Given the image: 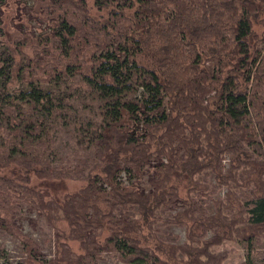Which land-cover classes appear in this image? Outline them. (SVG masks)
I'll use <instances>...</instances> for the list:
<instances>
[{
    "label": "trees",
    "instance_id": "1",
    "mask_svg": "<svg viewBox=\"0 0 264 264\" xmlns=\"http://www.w3.org/2000/svg\"><path fill=\"white\" fill-rule=\"evenodd\" d=\"M90 2L33 0L28 13L47 30L30 38L26 62L20 45L0 56L3 75L18 57L14 77L31 67L51 82L87 67L89 90L105 99L99 122L83 135L81 122L66 118L73 93L30 78L18 96L0 94V226L9 228L26 204L55 230L54 257L22 234L25 257L16 264H99L113 251L136 264H223L226 253L216 246L264 238V0ZM1 4L2 15L24 12L23 0ZM129 82L143 96H123ZM57 120L88 137L90 159L74 168L54 164L58 152L47 135ZM146 172L149 190L139 183ZM207 172L216 185L198 178ZM66 181L79 185L69 189ZM223 187L211 214L192 194ZM179 202L173 217L163 216ZM160 222L185 226L186 241L158 236ZM6 256L0 247V264Z\"/></svg>",
    "mask_w": 264,
    "mask_h": 264
},
{
    "label": "rangeland",
    "instance_id": "2",
    "mask_svg": "<svg viewBox=\"0 0 264 264\" xmlns=\"http://www.w3.org/2000/svg\"><path fill=\"white\" fill-rule=\"evenodd\" d=\"M25 6L23 7L24 12H8L4 10L0 0V26H4L6 33L5 37L0 35V56L2 52H10L7 46L15 49V52H19L17 45H20L22 51H20V60L28 59L33 53V47L28 43L32 36H39L42 32L46 31L48 26L46 21L41 17H35L28 13L29 8L33 4V0H23ZM92 0H89L91 5ZM41 18V19H40ZM1 28V27H0ZM255 29L258 33L262 32L263 27L257 23ZM1 33V30H0ZM20 39V40H19ZM19 43V44H18ZM55 46L57 43L55 42ZM53 54L57 55V50L52 49ZM264 53V50H263ZM18 61V57L16 59ZM16 61V66L9 68L6 74L0 73V94L8 96V92L13 97L19 95L22 86L27 85V81L30 78L39 80L42 83V87H50L56 93L70 94L73 93V101H71V107L68 109L66 118L73 122H81V132L83 135H89L85 127L90 122L98 123L100 120V110L105 104V99L102 98L99 93L95 90H89L86 84L85 74L88 70L87 67H83V75H74L72 77H64L59 80L51 82V75L41 70L36 71L31 67L25 68L24 72L19 76L14 77L17 72L21 71L20 65ZM26 64V63H25ZM1 67V66H0ZM23 71V70H22ZM6 75H10V81L8 85L5 83L7 80ZM83 78V79H82ZM55 82V83H54ZM11 83V84H10ZM130 83V82H129ZM122 90L123 96H127L131 99L138 95L143 96V89L138 87L137 84L130 83ZM25 88V87H23ZM47 139L53 142L56 152L58 155H52L51 158L54 160L56 166L63 168H74L80 164V159L91 158L92 148L90 147L91 141L78 136L75 131L63 125H60L59 120L51 124V129L47 135ZM1 141V140H0ZM50 158V159H51ZM150 172H146L139 180L142 189L149 190L150 184ZM206 185H216L215 175L212 172H207L198 177ZM79 183L66 181L64 187L74 189L78 187ZM227 188L223 187L216 191L203 190L201 192L192 193L196 198V201L200 203L201 200L206 201L207 213L214 212V201L217 198L224 197ZM240 195L244 197L246 193H249V189L239 191ZM184 206L183 202H179L176 209L170 211H163V216L173 217L177 210H180ZM126 209H121L120 213H125ZM11 224L9 228L0 226V247L6 251V258L2 259L1 262L4 264H16L17 262L23 261L25 257V250L21 243L20 236L22 234L28 235L39 245L41 252L44 257L52 258L55 255V230L47 222L44 215L36 208L26 204H22L15 209L13 216L11 217ZM158 236L165 238L168 233L178 237L179 242L186 241V230L185 226L177 224H164L160 222L156 225ZM217 251H224L226 253V259L223 264H241L245 261L249 264H264V238L256 239V241L248 246L247 243L240 240H227L223 244L216 246ZM99 264H136L130 263L120 256L118 252H103ZM144 264H152L150 261Z\"/></svg>",
    "mask_w": 264,
    "mask_h": 264
}]
</instances>
